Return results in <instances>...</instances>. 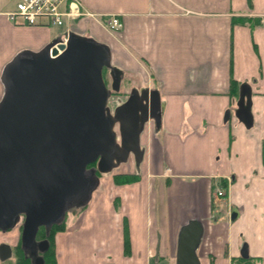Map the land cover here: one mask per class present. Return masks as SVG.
<instances>
[{
  "label": "crops",
  "instance_id": "0c3cea01",
  "mask_svg": "<svg viewBox=\"0 0 264 264\" xmlns=\"http://www.w3.org/2000/svg\"><path fill=\"white\" fill-rule=\"evenodd\" d=\"M81 1L95 16L59 28L12 23V0H0V100L6 64L74 32L109 47L129 91H158L161 125L140 134L138 167L99 177L77 221L54 234L56 264H175L190 221L202 228L200 264H231L243 244L264 264V0ZM107 15L118 32L101 25ZM242 83L249 128L234 115ZM118 174L137 178L121 184ZM3 242L17 246L18 234Z\"/></svg>",
  "mask_w": 264,
  "mask_h": 264
},
{
  "label": "water",
  "instance_id": "95a60500",
  "mask_svg": "<svg viewBox=\"0 0 264 264\" xmlns=\"http://www.w3.org/2000/svg\"><path fill=\"white\" fill-rule=\"evenodd\" d=\"M108 70L110 84L104 81ZM123 72L111 65L106 44L74 32L52 40L38 52H22L5 65L0 100V231L22 217L20 248L30 264H44L45 236L66 212L85 206L104 174L133 156L138 167L143 149L139 135L151 121L161 125L157 90L132 89L110 112L108 99L118 93ZM235 117L252 125L251 89L239 86ZM229 111L226 112L225 120ZM96 163L95 167L87 166ZM233 210L230 221L236 218ZM202 233L194 221L178 235L175 264H200L195 253ZM0 244V262L11 258ZM239 255L248 258L246 244Z\"/></svg>",
  "mask_w": 264,
  "mask_h": 264
},
{
  "label": "built area",
  "instance_id": "2783aa9c",
  "mask_svg": "<svg viewBox=\"0 0 264 264\" xmlns=\"http://www.w3.org/2000/svg\"><path fill=\"white\" fill-rule=\"evenodd\" d=\"M5 15L15 24L52 27H61L82 17L95 16L84 9L81 0H18L15 8ZM100 23L110 33L118 32L122 26L117 15H108ZM223 194L222 189L216 191L217 196Z\"/></svg>",
  "mask_w": 264,
  "mask_h": 264
},
{
  "label": "rangeland",
  "instance_id": "374dc122",
  "mask_svg": "<svg viewBox=\"0 0 264 264\" xmlns=\"http://www.w3.org/2000/svg\"><path fill=\"white\" fill-rule=\"evenodd\" d=\"M16 1L17 0H12V5L15 7V4H16ZM62 27V26H61ZM60 28V27H59ZM103 75H104V81L107 85H109L110 83V77H109V74L108 72H106V69L103 70ZM129 87L130 85L125 81L123 80L121 83H120V90H119V95H121V97L117 98V95H112L111 98H109L108 100V107L110 108L111 111H113V109L115 107H117L118 105H120L121 103H123L126 99V96L128 95L129 93ZM126 91H128V93H125ZM90 167H95L94 164L91 165ZM121 167L122 169H130V170H133L134 168V161H133V158L132 156L130 157V159L124 163V164H121ZM116 173V169H113L111 171V173ZM106 174H100L98 173V176L99 177H104ZM84 208L81 207L79 209H72L70 210L69 212H67L66 216H65V220H63L64 222V225L65 227H68L69 225H72L75 221H77L82 209ZM21 225H22V222L19 221L12 229H9L7 230L6 232L2 233L0 231V239H2V241H0V244L1 243H4V239L7 238L10 234L12 233H17L18 234V240L20 239V234H21ZM46 238V236H45ZM36 239L37 240H41L42 239V232L39 231L37 233V236H36ZM47 239V238H46ZM18 247L20 248V242L18 243ZM15 248V247H14ZM14 248H12V256L10 259L6 260L7 262H10V261H14L17 257V252L16 250H14ZM22 252V251H21ZM23 254V252H22ZM24 257V255H23ZM254 264H258V261H255L253 262Z\"/></svg>",
  "mask_w": 264,
  "mask_h": 264
},
{
  "label": "trees",
  "instance_id": "16d2710c",
  "mask_svg": "<svg viewBox=\"0 0 264 264\" xmlns=\"http://www.w3.org/2000/svg\"><path fill=\"white\" fill-rule=\"evenodd\" d=\"M89 166H91V165H89ZM136 178H137V175H134V174H118L115 176L116 182L121 183V184L132 182V181L136 180ZM64 229H65L64 222H61L60 224H57V225H53L51 227V229L49 231V235L46 237L48 240V243H49V247H48L47 251H45L42 254L43 259H44V264H56L54 249H53V238H54V234L56 232H60ZM39 231L42 232V239L45 238L44 229L40 228L38 230V232ZM14 250H16V252H17L16 259L14 261H10V262H7V261L1 262V264H30V261L23 257L21 249L18 246H16L14 248ZM253 262H254V260L250 257H248L247 259H243L239 256L236 259H234V261H232L231 264H254Z\"/></svg>",
  "mask_w": 264,
  "mask_h": 264
},
{
  "label": "flooded vegetation",
  "instance_id": "af4514ba",
  "mask_svg": "<svg viewBox=\"0 0 264 264\" xmlns=\"http://www.w3.org/2000/svg\"><path fill=\"white\" fill-rule=\"evenodd\" d=\"M131 90H132V89H131ZM131 90H130V91H131ZM139 90H140V89H139ZM130 91H129V93H128V96H129V94H130ZM128 96H126V99H125V100H127ZM140 148H141V147H140ZM93 164H94V166H96V163H93ZM93 164H92V165H93ZM20 249H21V248H20ZM21 251H22V250H21ZM25 259H27V258H25ZM28 260H29V259H28Z\"/></svg>",
  "mask_w": 264,
  "mask_h": 264
}]
</instances>
